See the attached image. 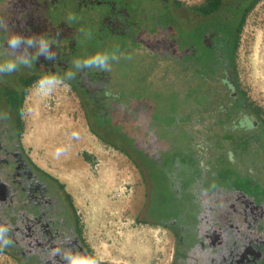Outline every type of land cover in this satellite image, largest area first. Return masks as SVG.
Masks as SVG:
<instances>
[{
    "label": "flooded vegetation",
    "instance_id": "obj_1",
    "mask_svg": "<svg viewBox=\"0 0 264 264\" xmlns=\"http://www.w3.org/2000/svg\"><path fill=\"white\" fill-rule=\"evenodd\" d=\"M13 1L0 0V17H6ZM259 4L264 8V0H203L194 5L178 0H33L30 25L47 28L55 17L63 33L52 42V59L41 55L31 68L0 74V225L9 228L11 240L0 246V253L17 264H64L60 255H53L57 248L95 256L83 240L70 195L23 145L21 100L39 76L63 74L73 58L107 51L117 55L109 71L87 69L68 83L81 98L91 130L136 163L146 188L140 219L173 234L171 264H190L194 256L204 264L224 258L225 264H248L244 252L253 253L254 264H264V251L260 256L245 236L218 235L215 227H222V218L205 194L185 179L168 180L172 171L187 168L168 161L181 150V138L162 135L152 120L147 83L137 78L135 65L136 57L147 55L178 61L199 109L227 135L230 156L242 158L234 166L264 189V121L236 85L233 72L239 29ZM83 11L98 17L78 19ZM81 27L96 34L86 38L78 31ZM34 29L24 35H37ZM10 32H15L10 26H0V44ZM253 222L248 225L255 226Z\"/></svg>",
    "mask_w": 264,
    "mask_h": 264
},
{
    "label": "rangeland",
    "instance_id": "obj_2",
    "mask_svg": "<svg viewBox=\"0 0 264 264\" xmlns=\"http://www.w3.org/2000/svg\"><path fill=\"white\" fill-rule=\"evenodd\" d=\"M178 1L194 5L203 0ZM32 3L33 0L11 2L6 17H0V26H10L22 35L32 34L34 26L30 22L35 17L28 8ZM85 13H77V18L95 20L98 17L93 12ZM56 22L54 17L47 28L39 23L34 30L37 35L57 41L63 31ZM135 61L137 78L147 83L150 98L147 105L152 120L161 128L162 135L181 138V150L173 153V159H184L187 168L183 173L172 171L168 180L175 183L185 179L201 195L205 194L215 203L212 205L214 213L222 218V227H215L218 235L245 236L261 256L264 251V189L251 183V179L234 166L242 162V158L237 154V157L230 156L231 146L224 138L227 135L215 128V119L210 120L209 114L199 109L193 85L183 80L178 61L159 55L136 57ZM233 72L236 85L264 121V8L260 4L249 13L238 34ZM35 81L21 101L23 145L31 159L57 179L70 195L89 250L109 264H171L175 246L173 234L140 219L146 188L138 167L91 130L81 98L69 83L68 87L59 86L51 94L41 95L34 90ZM57 147H64L63 153L76 155L74 159L77 158L82 168L78 175L68 172L67 166H59L56 161L60 155L54 154ZM250 173L258 176L257 172ZM251 221L256 225H248ZM223 240L225 243V238ZM138 245L145 247L141 254L133 248ZM243 256L248 264H254L250 259L252 252H244ZM197 258H190V264ZM196 262L204 264L201 260ZM226 262L224 258L213 264ZM0 264L17 263L0 253Z\"/></svg>",
    "mask_w": 264,
    "mask_h": 264
},
{
    "label": "clouds",
    "instance_id": "obj_3",
    "mask_svg": "<svg viewBox=\"0 0 264 264\" xmlns=\"http://www.w3.org/2000/svg\"><path fill=\"white\" fill-rule=\"evenodd\" d=\"M73 16L68 20L72 21ZM86 38H91L92 33L84 27L78 29ZM54 39L46 35H22L16 32H10L3 43L0 44V74H8L17 71L21 66L31 68L39 56L45 59H52L56 53L52 50V41ZM7 48H4V43ZM33 49L35 51L33 52ZM117 59L115 53L107 51L96 52L84 58H73L72 67L64 71L63 74L47 73L38 77L34 83V90L41 95H49L59 86L68 87V82L74 79L78 72L87 69H96L100 71H109L111 62ZM73 136L76 135L74 132ZM65 151L64 147L55 148V156H59ZM9 228L0 225V246H7L11 243L7 233ZM53 255H60L64 264H99L98 259L92 255L73 252L71 250L53 249Z\"/></svg>",
    "mask_w": 264,
    "mask_h": 264
},
{
    "label": "bare ground",
    "instance_id": "obj_4",
    "mask_svg": "<svg viewBox=\"0 0 264 264\" xmlns=\"http://www.w3.org/2000/svg\"><path fill=\"white\" fill-rule=\"evenodd\" d=\"M68 138V137H67ZM69 140H71V139H69ZM29 141L30 142H33L32 140H31V138L29 139ZM72 141H74V140H72ZM68 142V141H67ZM78 143V142H77ZM34 144H35V141H34ZM36 145V144H35ZM39 145V144H38ZM50 147V146H49ZM77 148V147H76ZM49 149H51V148H49ZM74 150H75V147H74ZM71 152L73 151V150H70ZM65 152V151H64ZM75 153V152H74ZM71 155H72V153L70 154V153H61L60 154V157L57 159V163H59V166H61V167H65V166H67L66 168L68 169V172H72L73 173V175H78L79 174V168H80V166H79V164L80 163H78V160H77V158L76 159H74V156H76V155H72L73 157H71ZM81 161V160H80ZM81 165V164H80ZM66 169V170H67ZM80 169H82V168H80ZM81 173V172H80ZM107 174V173H106ZM81 175V174H80ZM101 175V174H100ZM106 179V178H105ZM82 180V179H81ZM97 184V183H96ZM103 185V184H102ZM102 188V187H101ZM101 191V190H100ZM103 191V190H102ZM169 241V240H168ZM170 245V244H169ZM134 249H135V251H136V253L137 254H141L142 252H143V250L145 251V247H143V248H141L139 245L138 246H134L133 247ZM165 259V258H164Z\"/></svg>",
    "mask_w": 264,
    "mask_h": 264
},
{
    "label": "trees",
    "instance_id": "obj_5",
    "mask_svg": "<svg viewBox=\"0 0 264 264\" xmlns=\"http://www.w3.org/2000/svg\"><path fill=\"white\" fill-rule=\"evenodd\" d=\"M240 29H241V28H240ZM240 29H239V32H240ZM236 46H237V40H236V42L234 43V50H235ZM21 101H22V100H21ZM256 111H257V110H256ZM126 156H127V155H126ZM128 157H129V156H128ZM129 158L132 160L131 157H129ZM168 161H169L170 164H172V163H175V164L178 163V164H179L180 162H181V163H185L184 159H182V160H174V159H173V156L169 157V158H168ZM132 162L136 165V163H135L133 160H132ZM136 166H137V165H136Z\"/></svg>",
    "mask_w": 264,
    "mask_h": 264
},
{
    "label": "crops",
    "instance_id": "obj_6",
    "mask_svg": "<svg viewBox=\"0 0 264 264\" xmlns=\"http://www.w3.org/2000/svg\"><path fill=\"white\" fill-rule=\"evenodd\" d=\"M172 263V262H171Z\"/></svg>",
    "mask_w": 264,
    "mask_h": 264
}]
</instances>
